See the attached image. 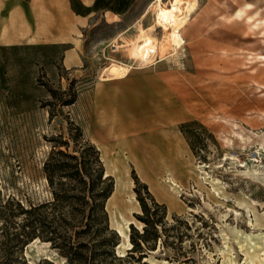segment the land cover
<instances>
[{"label": "rangeland", "instance_id": "374dc122", "mask_svg": "<svg viewBox=\"0 0 264 264\" xmlns=\"http://www.w3.org/2000/svg\"><path fill=\"white\" fill-rule=\"evenodd\" d=\"M153 2L135 0L116 15L94 10L76 67L65 66L64 44L0 42V264L61 263L64 257L46 240L54 228L73 240L91 233L81 231L91 173L100 162L85 126L95 84L112 59L132 64L129 70L170 71L189 120L206 127L193 125L195 148L186 138L177 166H137L119 151L124 160L106 168L116 253L131 250L130 234L143 231L144 218L157 221L159 232L154 240L150 227L145 255L136 260V251L122 264H264V0H198L180 29L185 42L177 52L168 47L152 61L132 59L131 43L142 29L154 27L152 34L165 41ZM10 32L27 37L36 31L21 25ZM143 147L139 153L148 156L149 144ZM58 149L77 157L53 154ZM57 159L64 163L60 171L53 170ZM150 173L159 181L155 187L145 181ZM55 190L62 195L58 204ZM59 215L71 223L58 224ZM28 219L39 234L33 240H26Z\"/></svg>", "mask_w": 264, "mask_h": 264}, {"label": "crops", "instance_id": "0c3cea01", "mask_svg": "<svg viewBox=\"0 0 264 264\" xmlns=\"http://www.w3.org/2000/svg\"><path fill=\"white\" fill-rule=\"evenodd\" d=\"M93 11L77 13L70 0H0V42L64 44L65 66L76 67L82 62V32ZM21 25L36 32L11 35ZM177 81L168 70H129L96 82L85 134L98 148L106 174L112 175L108 166L119 164V151L137 166L173 167L184 161L188 144L180 124L191 118ZM144 143L149 144L148 156L139 153ZM145 181L153 187L159 183L154 173Z\"/></svg>", "mask_w": 264, "mask_h": 264}, {"label": "trees", "instance_id": "16d2710c", "mask_svg": "<svg viewBox=\"0 0 264 264\" xmlns=\"http://www.w3.org/2000/svg\"><path fill=\"white\" fill-rule=\"evenodd\" d=\"M72 8L77 13H89L92 10L97 9H109L117 14L124 13L135 0H94V3L91 6L83 4L80 0H70ZM80 3V4H79ZM52 92V90H50ZM74 99H69L65 103H72ZM197 124L202 128L206 127L199 122L198 120H188L180 124V129L185 134L187 140L189 141L191 147L194 149L195 145L192 142L193 137H195L199 132H195L193 125ZM91 149H94L97 153L99 152L98 148L92 143L88 146ZM97 148V150L95 149ZM53 154H68L65 153L62 149H58L53 152ZM69 156L76 158V154H68ZM100 163L98 168L95 170V173H91V184L89 185V197L86 201L90 205V210L88 213V220L86 222L85 228L81 231L83 235L91 231L90 234H87V238H79L73 240V235L63 234L56 230V227L52 231V234L46 237L47 241L51 242L53 248H55L58 253L64 257V260L61 263H57L53 259L45 258L42 260V263L39 264H122L125 260V256L129 258H135V252H141L138 259L142 255H145L144 246L149 245V229L152 227L154 230L153 238L154 240L159 236L157 221H153L150 218H144L145 222L144 229L142 232H137L135 234H130L131 242L133 246L124 255H118L116 253V246L120 243L119 236L115 232V229L110 228L108 220V212L105 207V202L107 198L111 195L113 191V184L111 182L112 175L105 173V167L101 160L100 153L97 159ZM101 164V165H100ZM48 164L47 166H49ZM64 165L63 161L56 160L53 170L60 171ZM79 169V168H78ZM50 180L53 182V178L50 176ZM107 180H110L106 182ZM99 182L101 185L99 186ZM144 186L147 187V184L144 183ZM149 191V190H148ZM61 192L55 190V200L56 204L61 200ZM142 202L143 212H148L149 208L147 203L143 198H139ZM157 205H160L159 202L155 201ZM36 207V206H35ZM34 207L24 208L25 212H31ZM71 217L67 218L65 215L58 216V224L65 222V224L71 223ZM70 219V220H67ZM24 226H31L32 230L26 231V240H33L39 234L36 233L32 222L28 219L25 221ZM89 237V238H88Z\"/></svg>", "mask_w": 264, "mask_h": 264}, {"label": "bare ground", "instance_id": "6f19581e", "mask_svg": "<svg viewBox=\"0 0 264 264\" xmlns=\"http://www.w3.org/2000/svg\"><path fill=\"white\" fill-rule=\"evenodd\" d=\"M152 5L155 12V23L163 28L165 41L160 42V40L152 34L151 30H153L154 27H151L150 31L142 29L131 43L130 57L132 59H140V61L148 62L155 57L157 53L163 56L168 47H172L173 50L177 52L178 48L185 42L180 29L187 23L191 14L196 10L198 0H154ZM131 67L132 64L130 63L112 59V61L104 67L102 78L108 79L125 76ZM132 222V220H126L127 224H131ZM117 230L121 235L128 236L122 227H118Z\"/></svg>", "mask_w": 264, "mask_h": 264}]
</instances>
